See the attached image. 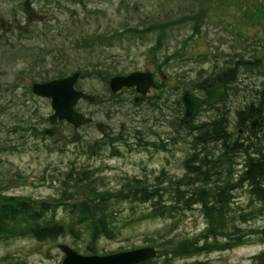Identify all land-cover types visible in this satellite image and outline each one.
<instances>
[{
    "label": "trees",
    "instance_id": "1",
    "mask_svg": "<svg viewBox=\"0 0 264 264\" xmlns=\"http://www.w3.org/2000/svg\"><path fill=\"white\" fill-rule=\"evenodd\" d=\"M31 1L41 2L38 8L35 5L31 7L35 11L33 13L40 18V21L36 23L37 26L46 25L50 28L58 19L57 11L63 10L66 19H70V22L58 23L59 26L55 31L64 36L65 40L61 43L62 45L46 47V33L38 34L34 31L36 35L30 39L34 43L41 42V45L32 43L31 46L40 47L28 48L26 53L21 51L24 55H17V52L16 55L14 52L7 53L10 49H6V52L0 55L2 57L0 67L5 70L10 67L7 65H11L12 60L18 61V59L29 57L26 61L34 64V72L27 75L28 70L23 72L24 66L21 67L22 72L19 71L21 73L19 75L29 78L32 82L67 76L66 48L67 50L76 49L88 59L87 61L83 59V62L77 64L72 70V72L78 71L79 77L81 71H86L88 75L89 71L94 73L95 69L102 68L104 72L111 74H127L142 70L137 66L134 57L130 58L126 65L119 63L120 59L114 58L115 55L109 57L106 52L107 47L112 48L115 44L113 41L117 40L118 49H125L126 55L134 49L150 47L149 56L153 59L160 58L154 63L156 67L145 69L155 77L159 75L155 94L150 96L154 104L163 92L160 89V84L163 85V83L160 82L164 79L169 81L166 78H171L170 75H176L178 78V83L176 81V85L167 91L175 94L173 104L179 115L184 112L181 93L200 88L199 83L203 80L221 83L226 95L243 96L241 106L236 109L237 118L233 123L236 130L242 129V135L238 130L233 132L228 126L229 107L222 110L214 104L202 105L199 108L198 115L203 113V110L212 111L213 115L194 127L201 132L190 141L189 150L191 151L184 161L186 174L196 176L203 185L197 192L183 189L176 181L170 179L173 185L169 186V191L171 190L172 194L171 199L167 201L168 199L161 194L166 192L163 183L167 180L160 174L152 182L133 180V187L125 196L132 201L161 199L153 200L149 216L162 217L171 212L175 215L181 209L192 210L196 206L205 216L206 232L201 242L192 241L187 237L175 240V237L164 235L163 242L169 246L162 255L165 263H168L169 258L177 256L187 258L202 252L230 249L246 244L254 237L264 243V131L260 132L264 129V43L243 31H235L234 27L223 19L207 16L200 8L198 0H21V10L30 13ZM262 1L264 0H218L227 7H231L233 3H239L242 7L240 10L243 12L253 11L255 7L261 8L262 6L257 5ZM83 11L89 16L84 13L80 15ZM92 15H95V18H91ZM0 18L6 21L4 17L0 16ZM30 20V16L29 18L27 16V25H31ZM261 22L264 23V16L261 17ZM210 26L217 32L213 45V58H208L207 52L200 51L190 55L188 50L194 47L198 38L211 33ZM7 33L0 23V45L12 42L6 37ZM170 50L177 58L171 55L173 53ZM3 58L5 60L1 61ZM20 63L23 65L22 62ZM204 64H208L209 70L202 69ZM44 65L53 67L46 69ZM197 66L200 71L195 79L190 80L192 88L186 84L185 80L180 79L186 74L181 72L178 77L177 69L180 67L188 73ZM205 72L207 73L204 74ZM162 75L165 77L161 78ZM75 87L80 89L77 82ZM27 90L29 94L32 93L30 86H27ZM123 90L129 94H135L129 87H124ZM147 104L151 105V102L147 101ZM130 105L142 107L139 104ZM35 115L34 112V117L32 115L31 117L36 118ZM42 119V122L48 121V117ZM180 119L176 117L173 119L176 131L183 130L184 126L193 125L192 123L184 125ZM255 119L261 120V124L256 125L254 129L250 127V122ZM23 122L31 125V122L26 120ZM57 122L74 127V130L77 129L67 121ZM29 127L34 129L32 125ZM104 139L106 138L86 143L82 146V153L87 156L94 155L98 149L102 148V143L106 142L103 141ZM113 142L109 144L112 145ZM216 144L220 147L216 148ZM236 156L243 157L239 173L235 172L233 166ZM89 166L87 163L70 161L61 177L63 189L71 187L80 191L76 192L74 200L59 203L67 213V219L57 218L55 215L57 203L26 199L0 200V240L29 236L37 241H53L67 233L77 237L82 230H87L96 238L112 237L117 219L120 217L116 209L112 208L111 197L96 192V175ZM5 182L7 181L1 177L0 193L9 186ZM243 186L248 187L247 192L261 204L257 210L259 215L263 216V225L237 233L238 228L231 227L229 205L233 201V191ZM136 218L137 216L126 217L121 219V224H130ZM242 219L246 220L245 217ZM151 261L152 258L142 264H149ZM249 264H264V249L254 254Z\"/></svg>",
    "mask_w": 264,
    "mask_h": 264
},
{
    "label": "rangeland",
    "instance_id": "2",
    "mask_svg": "<svg viewBox=\"0 0 264 264\" xmlns=\"http://www.w3.org/2000/svg\"><path fill=\"white\" fill-rule=\"evenodd\" d=\"M198 1L200 2V8L207 16L223 19L229 22L235 31H243V33L249 34L257 41L264 43V23L261 22V17L264 16V1L257 5L262 6L261 8L257 9L255 7L253 11L245 12L240 10L242 7L239 3H233L231 7H227L218 0ZM31 2L30 8H33L32 5L37 8L41 5L40 1ZM32 8L28 13L21 10V0H0V16L6 19L3 27L8 32L6 37L12 41L0 45V55L6 52L8 48L10 50L7 53L14 52L15 55L16 52L17 55H24L21 51L26 53L28 48H39L40 46H31L34 42L30 38L36 35L34 31L38 34L46 33V40L44 39L47 43L46 47L62 45L61 43L65 38L58 34L55 29L61 22H70V19H66L63 10L57 11L58 19L53 26L48 28L46 25L37 26L36 23L40 21V18L33 13L35 11ZM83 13L84 11L80 12V15H83ZM108 13H110V10H108ZM84 15L88 14L84 13ZM27 16L28 18L30 16L31 25H27ZM91 18H95V15H92ZM209 32L211 33L199 37L194 47L188 50L190 55L200 51L202 53L207 52V57L213 58V45L216 41L217 32L214 31L212 26H210ZM113 42L115 43L114 46L112 48L107 47L106 52L109 57L115 55L114 58L120 59L119 63L123 65L128 64V60L134 57L139 69L149 70L156 67L154 63L160 59H153L149 56L148 50L150 47L134 49L126 55L125 49H118L119 42L117 40ZM40 43L34 44L41 45ZM65 50L67 53L66 69L69 75L77 64L82 63L83 59L86 61L88 59L77 52L76 49L67 50L66 48ZM171 52L173 53V51ZM171 55L175 57L174 53ZM0 58L2 57L0 56ZM28 58L18 59V61L12 60V64L7 65L10 66L7 67V70L0 67V146H16L14 150L0 152V175H3L1 177L9 185L0 193V200L26 199L57 203L55 215L57 218H66L67 214L59 203L65 200H74L79 189L71 187L63 189L61 177L67 170L69 162L75 160L76 163L90 165L89 169L95 172L97 179V184L95 183L96 192L111 197L112 208L116 209L120 218L117 219L118 222L114 228L113 236L109 238L103 236L96 238L91 236L87 230H82L77 237L67 233L53 241H37L29 236L1 239L0 264H61L64 254L58 248L60 243L69 245L80 254H107L152 246L157 253L152 257L149 264H188L194 262L203 264H249L251 257L264 249V243L254 237L248 243L230 249L202 252L187 258L177 256L169 258L168 263H165L162 255L164 251L169 249V246L163 242L164 235L175 237V240L187 237L191 238L192 241L201 242L202 236L206 232L205 216L197 206L192 210L177 211L175 215L171 212L162 217L149 216L153 200L160 201L161 199L151 198L146 201H132L125 196L133 187V180L139 179L152 182L160 174L167 180L163 183V187L173 185L170 183V179L176 181L181 188L189 191L197 192L200 186H203L199 178L186 174L187 169L184 167V161L191 151L189 150L191 147L190 141L193 140L196 134L201 132L194 127L207 120L209 116L213 115V112L203 110V113L198 115V109L195 116L184 124L192 123L193 125L184 126L183 130L176 131L173 119L175 117L180 119L183 114L179 115L178 110H175L173 104L175 94L167 91V89H171L176 85V81L178 83L176 75H170L171 78H166L169 81L164 79L165 81L160 82L163 83V85L160 84V89L163 92L160 93V99L155 103L156 105L152 101L153 98H150L151 105H148L147 102L145 104L139 102L137 104L142 105V107H132L131 103L123 98L129 92H117V94H120L114 98L111 97V94H108L106 81L102 80L105 74L103 68L101 70L95 69L94 73L89 71L88 75L86 71H81L77 80L80 90L94 95L96 100L80 99L75 108L91 117L92 121L77 130L70 129L69 125L62 123L60 124L63 132L61 138L52 140L48 137H41L36 131L37 127L41 128L48 125L47 122L46 125H41V123L42 118H47L52 113L50 99L32 93L29 94L27 86L31 87L33 82L29 78L19 75L21 74L19 71L22 72L21 67L24 66L23 72L28 70L27 75L34 72V64L26 61ZM4 60V58L1 59V61ZM44 67L48 69L53 66L44 65ZM183 68L187 69V67ZM202 69L209 70L208 64H204ZM40 71H42L41 67ZM199 71L198 66L188 73H186L187 70L179 67L177 75L179 77L181 72L186 74L187 77L182 76L180 79L185 80L186 84L193 88L190 80L195 79ZM102 73L103 75H101ZM158 77L159 75L156 79ZM162 77L165 76L162 75ZM188 92L199 97L205 95V91L201 88L189 89ZM242 99V95L229 94L225 95L220 103L215 104L222 110L226 107L230 108L229 114H227L228 126L232 128L233 132L238 130L235 129L233 123L237 118L236 109L241 106ZM34 112L36 118H32L30 122L36 129L34 131L22 129V126L24 128L31 126L23 121L31 118ZM135 117L137 120H135ZM16 124L19 129L15 134H10L14 126H17ZM122 124L125 129L121 128ZM229 127L228 130L230 131ZM124 130L130 134V136L123 135L127 138L126 141L105 145L101 148V152L97 150L92 156H87L80 150V147L85 146L86 143H92L103 137H115L119 135L120 131ZM136 130H138L136 132L138 137L141 136L142 139L147 140L144 141L146 143H155L154 146L142 145V143H139L140 141H135L133 134ZM262 131L264 129L260 130V132ZM24 134L25 137H23ZM161 137L163 140L173 138V141H161ZM161 144H165L163 148L160 147ZM59 147L63 151H59ZM217 147L219 148L220 145L216 144ZM241 159H243L241 156L234 157L233 166L237 173L241 169ZM60 172L61 174H59ZM185 178H188L187 181L182 184L178 183V181ZM247 188L243 186L235 189L232 193L233 201L229 205L231 227L238 228V232L234 231L237 233L263 225V216L259 215L257 210L261 204L251 197L247 192ZM161 194L165 199H168L167 201L171 199V194L163 192ZM129 216H137V218L130 224L122 225L121 219ZM244 217L246 220L242 219ZM221 240L223 241V239Z\"/></svg>",
    "mask_w": 264,
    "mask_h": 264
},
{
    "label": "water",
    "instance_id": "3",
    "mask_svg": "<svg viewBox=\"0 0 264 264\" xmlns=\"http://www.w3.org/2000/svg\"><path fill=\"white\" fill-rule=\"evenodd\" d=\"M0 23L1 26H3L5 21L0 20ZM152 76V73L149 71H133L125 75H118L111 78L110 87L114 92H117L123 87L130 88L134 86L135 91L140 94L134 97V101L139 102L150 87L156 86ZM78 78L79 72L74 71L64 77L54 78L39 83L34 82L32 84L31 88L34 94L50 99V106L52 108V113L48 116L50 122L67 121L73 126L79 127L91 121V117L75 110V104L80 98L94 101L92 95L75 87ZM199 87L205 90L207 94L206 99L196 97L188 91H185L181 95V101L184 106V113L181 117V122L183 124L188 123L195 116L200 106L214 105L222 101L225 96L223 85L219 82L201 81ZM258 124H261V120H252L250 122V127L255 129ZM60 132L59 127L54 125L46 127L43 131V135H47L51 138H59ZM238 132H242V129H238ZM250 134L253 135L252 132H250ZM187 179L188 178L182 179L178 181V183L182 184L187 181ZM58 248L64 254L61 264H139L151 259L157 253L152 246H144L108 254H80L64 243L58 244Z\"/></svg>",
    "mask_w": 264,
    "mask_h": 264
},
{
    "label": "bare ground",
    "instance_id": "4",
    "mask_svg": "<svg viewBox=\"0 0 264 264\" xmlns=\"http://www.w3.org/2000/svg\"><path fill=\"white\" fill-rule=\"evenodd\" d=\"M136 71H146V70H136ZM132 72H133V71H132ZM127 74H128V73H127ZM118 75H125V74H111L110 72H105V74H104V79H103V81H106L105 85L108 87V88H107V92H108V94H111V96H112V94H114V91H113V90L111 89V87H110V79L113 78V77H116V76H118ZM152 75H153V74H152ZM152 77H153V81H154V76H152ZM59 78H60V77H59ZM49 80H51V79H49ZM46 81H47V80H46ZM203 81H207V82H216V81H208V80H203ZM35 82L39 83V82H44V81H35ZM33 83H34V82H33ZM33 83H32V84H33ZM154 83H155V81H154ZM32 84H31V86H32ZM155 85H156V84H155ZM131 87L134 88V86H131ZM155 88H156V86H155V87H150V88L148 89V91L146 92V94L142 96V98H143L144 96L146 97L149 93L154 95V94H155V93H154ZM134 90H135V88H134ZM119 91H120V90H118L117 92H119ZM31 92H32V94H34L33 91H32V88H31ZM135 92H136V91H135ZM135 92H134V93H135ZM87 94L92 95V94H90V93H87ZM34 95H36V94H34ZM138 95H140V94H139L138 92H136V96H138ZM225 95H226V92H225ZM36 96H37V95H36ZM92 96L94 97V100H96V97H95L94 95H92ZM194 96H196V95H194ZM39 97H41V96H39ZM196 97H199V96H196ZM44 98H46V97H44ZM199 98H201V97H199ZM206 98H207V94H206ZM206 98H205V99H206ZM80 99H81V98H80ZM80 99H79V100H80ZM201 99H202V98H201ZM79 100H78V101H79ZM78 101H77V102H78ZM77 102H76V103H77ZM75 105H76V104H75ZM75 110H77V109L75 108ZM77 111H78V110H77ZM78 112H80V111H78ZM80 113H82V112H80ZM82 114H84V113H82ZM84 115H85V114H84ZM31 119H32V117H31V118H27L26 121H27V122H30ZM46 122L48 123V121H45L44 123L42 122L41 125H44ZM45 125H46V124H45ZM46 126H47V125H46ZM46 126L41 127V128H40V127H39V128L37 127V129H36V128H35V129H36V131L38 132V134H39L41 137H44V136H45V137L51 138V137H49V136H47V135H43V131L45 130ZM52 126H54V125H52ZM72 126H73V125H72ZM48 127H50V126H48ZM69 128H70V129H74V127H69ZM35 129L30 128L31 131H34ZM51 139H54V138H51ZM103 141H106L105 143H102V145L104 146L105 144H109V143H111V141H113V140H111V139H109V140L104 139ZM122 141H124V140H122ZM117 142H118V141H114L113 143H117ZM139 143H142V145H147V144H149V143H146V142H144V141H143V142L140 141ZM139 143H138V144H139ZM154 144H155V143H150L149 145L154 146ZM82 146H83V145H82ZM82 146L80 147V150H81V151H82V148H83ZM15 148H16L15 145L8 146V147H2V146H0V152H1V151H4V150H14ZM98 150H99V149H98ZM101 150H102V149H100L99 152H101ZM59 151H63V149L59 147ZM164 188H165V191H166L165 193H168L169 195L172 194V191H171V190L169 191V187L164 186ZM167 190H168V191H167ZM181 211L183 212L184 210L181 209ZM66 214H67V213H66ZM67 217H68V216H67ZM67 217H66L65 219H67ZM63 218H64V217H63Z\"/></svg>",
    "mask_w": 264,
    "mask_h": 264
},
{
    "label": "flooded vegetation",
    "instance_id": "5",
    "mask_svg": "<svg viewBox=\"0 0 264 264\" xmlns=\"http://www.w3.org/2000/svg\"><path fill=\"white\" fill-rule=\"evenodd\" d=\"M154 81H155V84H156V87H157V79H156V77L154 76ZM130 89H132V90H134V88H132V87H130ZM120 91H124L123 89L122 90H120ZM119 91V92H120ZM134 92H135V90H134ZM118 94H120V93H118ZM118 94H117V92H116V94H112V96L111 97H118ZM152 94H148L146 97L144 96L139 102H147V101H150V96H151ZM136 96V92H135V94H128L126 97H123L125 100H127V101H129L131 104L133 103L135 106H136V104L137 103H139V102H135L134 101V97ZM202 99H205L206 98V92H205V95H204V97H201ZM120 99V98H119ZM133 107V106H132ZM137 116V115H136ZM135 120H137V118L135 117ZM92 121V120H91ZM59 124H60V122H55V123H53L52 124V122H50L49 121V119H48V125L46 126V127H48V126H52V125H57L58 127H59V129H60V138H61V136H62V130H61V127L59 126ZM17 125V124H16ZM81 127V126H80ZM22 129H26V130H30V127L29 126H27L26 128H24L23 126L21 127ZM77 129L79 128V127H76ZM121 128L123 129L124 128V125L122 124L121 125ZM17 129H19V127H18V125L17 126H14V128L12 129V131H11V133L10 134H15L16 133V131H17ZM76 129V130H77ZM125 129V128H124ZM136 132H138V130H136L135 131V134H133V139H135V141L137 140V141H147V140H145V139H142V137L140 136V137H138V135H137V133ZM241 133V135L243 134V132H239V134ZM141 133H140V131H139V135H140ZM123 135H128V136H130V134L126 131V130H124V131H120V133H119V135H117V136H115V137H111V138H108V137H103V138H106L107 140H109V139H111V140H113V141H118V142H120V141H122V140H124V141H126L127 140V138L126 137H124ZM23 137H25V134L23 135ZM45 137V136H44ZM137 137V138H136ZM172 137V136H171ZM102 138V139H103ZM101 140V139H100ZM100 140H96V141H100ZM161 141H167V140H169V141H173V138H166V139H162V137H161V139H160ZM160 140H158V141H160ZM218 141H220V140H218ZM105 145H110V144H105ZM104 145V146H105ZM163 145H165V144H161L160 145V147L162 148V146ZM102 147H103V145H102Z\"/></svg>",
    "mask_w": 264,
    "mask_h": 264
}]
</instances>
